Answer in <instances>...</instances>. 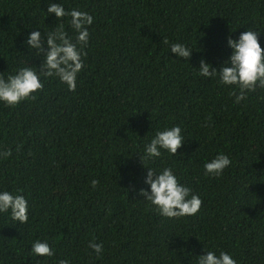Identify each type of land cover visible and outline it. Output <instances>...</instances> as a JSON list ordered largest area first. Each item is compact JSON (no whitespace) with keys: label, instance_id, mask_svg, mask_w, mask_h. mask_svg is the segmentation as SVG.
I'll return each instance as SVG.
<instances>
[{"label":"trees","instance_id":"16d2710c","mask_svg":"<svg viewBox=\"0 0 264 264\" xmlns=\"http://www.w3.org/2000/svg\"><path fill=\"white\" fill-rule=\"evenodd\" d=\"M49 2L93 21L74 90L40 76L29 97L0 101V190L29 205L23 224L0 213V264H195L206 250L264 264V87L235 102L237 86L197 71L200 58H225L226 36L246 28L264 48V0H0V76L43 71L47 34L60 23L75 43L67 19L46 15ZM34 30L39 52L21 43ZM165 39L191 47L188 60ZM172 125L184 138L176 153L146 166L172 168L199 195L192 216L163 217L138 193L147 185L136 153ZM218 152L230 165L206 175L204 161ZM37 239L52 256L30 252Z\"/></svg>","mask_w":264,"mask_h":264},{"label":"clouds","instance_id":"9594fccd","mask_svg":"<svg viewBox=\"0 0 264 264\" xmlns=\"http://www.w3.org/2000/svg\"><path fill=\"white\" fill-rule=\"evenodd\" d=\"M47 14H54L55 19L65 18L68 25L75 32V43L67 36L64 24H58L48 32L45 43L47 49L43 52V61L38 71L32 66L18 67L14 73H9L6 78L0 76V101L7 105H15L30 96L36 90L43 87L40 76H56L59 81L66 84L69 91L76 87V76L82 68L81 56L84 54L82 46L88 42V25L92 24L93 16L87 11L76 8L65 9L59 3L49 2ZM258 30L246 28L238 36H226V45L230 49L228 55L217 65H213L205 58H200L197 66L198 75L205 78H216L223 85H235L238 91L235 93V102L242 100L246 91H253L257 87H264V48L258 39ZM39 30L30 31L26 40L21 41L28 49H42ZM175 57L187 59L192 48L184 43H169L165 39ZM77 44L81 47H77ZM184 140L182 129L179 125L164 126L155 129L151 137L144 143L142 153H136L142 166L146 169L144 184L138 193L158 213L167 218L192 216L196 214L201 205L199 195L190 187L180 183L176 174L170 167L155 170L146 166V161L159 158L162 151L174 155L177 148ZM228 155L218 152L211 159L204 161L202 167L206 175L219 176L230 165ZM96 181H91L95 186ZM28 202L20 193H10L0 190V213L7 212L13 221L25 223L28 219ZM88 247L99 256L102 245L89 241ZM205 249V248H204ZM30 252L39 256H52L53 250L46 240H34L31 242ZM59 264H68L67 260H60ZM195 264H236L231 254L225 251L206 250L202 254L195 255Z\"/></svg>","mask_w":264,"mask_h":264}]
</instances>
